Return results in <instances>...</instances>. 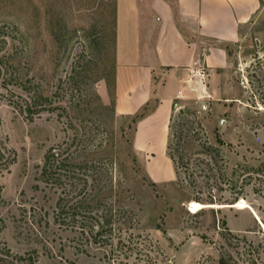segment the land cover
Listing matches in <instances>:
<instances>
[{
    "label": "rangeland",
    "instance_id": "374dc122",
    "mask_svg": "<svg viewBox=\"0 0 264 264\" xmlns=\"http://www.w3.org/2000/svg\"><path fill=\"white\" fill-rule=\"evenodd\" d=\"M258 1L259 15L237 43L201 40V55L225 51V67L210 72L200 63L173 99L172 131L193 142L185 146L190 178L191 171L176 175L168 157L169 120L161 141L136 142L140 119L115 114L114 0H0V147L15 156L0 169V264H264V193L246 179V168L264 164ZM32 97L39 112L29 115ZM204 143L214 149L206 157ZM65 144L68 162L87 164L93 176L75 181L74 194L84 189L127 211L125 244L141 252L112 251L100 244L105 236L94 237L96 228L81 232L69 216L57 219L60 192L39 174L46 151ZM196 197L217 202L195 204Z\"/></svg>",
    "mask_w": 264,
    "mask_h": 264
},
{
    "label": "crops",
    "instance_id": "0c3cea01",
    "mask_svg": "<svg viewBox=\"0 0 264 264\" xmlns=\"http://www.w3.org/2000/svg\"><path fill=\"white\" fill-rule=\"evenodd\" d=\"M261 10L258 0H114V110L136 123V142L161 141L173 99L188 73L227 64L221 47L201 55V40L234 44Z\"/></svg>",
    "mask_w": 264,
    "mask_h": 264
},
{
    "label": "trees",
    "instance_id": "16d2710c",
    "mask_svg": "<svg viewBox=\"0 0 264 264\" xmlns=\"http://www.w3.org/2000/svg\"><path fill=\"white\" fill-rule=\"evenodd\" d=\"M32 101L29 105L26 106L25 111L31 115L36 114L39 111H36V103L33 101L34 97L31 98ZM35 110V112L33 111ZM183 112L180 111L179 114ZM143 115H135L132 118V123H135L137 120L141 119ZM174 117V116H173ZM173 117L169 119V140L166 146L169 159L173 162L175 167L176 175H179L182 171H191L190 169V155L186 154L185 150L193 145L192 139L188 135L183 134L182 132L176 134L172 131L173 129ZM191 123L190 126H192ZM216 141L219 145H222L223 142L217 136ZM66 147L62 145L57 147L49 148L44 157L43 162L40 167L39 180L44 182L46 185H50L55 188L56 191H59V197L56 202V217L61 222L64 219H67L68 216L71 218L73 223L79 224L81 232L85 231V228L90 226L97 229L94 237H103L100 241V244L107 245L110 244L111 250L115 251L117 249L124 251L135 250L141 252L138 246H132L130 243H126L127 239L124 238L123 233L126 231L125 220H123L127 211L124 209L113 210L112 207H107L105 204L100 201L94 200L90 194H82L84 189H80L74 194L76 190L75 181H82L85 184L87 183V178L91 179L93 176L88 175V166L87 164H74L69 163L68 160V144H65ZM187 148H186V147ZM199 154L206 157L211 155L212 147L208 144H203L200 146ZM181 150V151H180ZM212 159V158H211ZM201 162H204L201 160ZM15 163V156L10 150L0 147V169L8 170L11 165ZM247 176L246 179L250 182L252 179L259 181L258 191L264 193V164H261L257 168H246ZM193 171L190 172V178L194 177ZM108 181V179H107ZM68 186L74 187V191L71 194L73 200H68L70 191H68ZM233 187V186H232ZM1 192V188H0ZM193 202L195 204L214 205L217 200L213 197H210L208 200H203L202 198H194ZM238 202V201H237ZM76 221V222H75ZM118 224L119 227L116 228L114 224ZM4 228L2 221L0 220V231ZM116 232V233H115ZM108 235V236H106ZM112 236L117 237V243L114 246V239ZM108 237V238H107ZM22 258L12 259V261L7 262V264H16L15 261H20ZM218 264H227L223 259L219 260Z\"/></svg>",
    "mask_w": 264,
    "mask_h": 264
}]
</instances>
